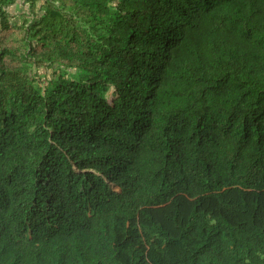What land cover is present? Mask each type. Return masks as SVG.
<instances>
[{
    "label": "trees",
    "instance_id": "obj_1",
    "mask_svg": "<svg viewBox=\"0 0 264 264\" xmlns=\"http://www.w3.org/2000/svg\"><path fill=\"white\" fill-rule=\"evenodd\" d=\"M17 1L0 264H264V0Z\"/></svg>",
    "mask_w": 264,
    "mask_h": 264
},
{
    "label": "rangeland",
    "instance_id": "obj_2",
    "mask_svg": "<svg viewBox=\"0 0 264 264\" xmlns=\"http://www.w3.org/2000/svg\"><path fill=\"white\" fill-rule=\"evenodd\" d=\"M26 1V0H25ZM55 5H57V6H60V4L58 3V2H55ZM28 7H29V4L28 3H26V9H28ZM9 9H10V7H9ZM19 10V9H18ZM23 19V18H22ZM43 69H41V67H39V66H34V68H33V73L36 75V76H41V74H42V72L43 71H45V69L42 71ZM49 76H53V70L52 69H50L49 70ZM67 77L68 78H71V79H75V75L73 74V73H71V72H69L68 73V75H67ZM38 83H39V85H41L42 84V86H44V84L40 81V80H38ZM117 98V95H116V93H115V88L114 87H111V89L109 90V92H108V94H107V99H108V101L112 104L113 102H114V100Z\"/></svg>",
    "mask_w": 264,
    "mask_h": 264
},
{
    "label": "crops",
    "instance_id": "obj_3",
    "mask_svg": "<svg viewBox=\"0 0 264 264\" xmlns=\"http://www.w3.org/2000/svg\"><path fill=\"white\" fill-rule=\"evenodd\" d=\"M24 7H26V1L25 0H18L17 3H15V4H13V5L10 6V9L12 11L17 10L19 12V11L22 10L21 8H24Z\"/></svg>",
    "mask_w": 264,
    "mask_h": 264
}]
</instances>
